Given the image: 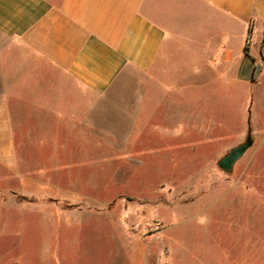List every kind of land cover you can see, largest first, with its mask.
Returning <instances> with one entry per match:
<instances>
[{"label":"rangeland","instance_id":"rangeland-1","mask_svg":"<svg viewBox=\"0 0 264 264\" xmlns=\"http://www.w3.org/2000/svg\"><path fill=\"white\" fill-rule=\"evenodd\" d=\"M259 58L249 81L189 94L182 107L147 85L156 112L138 125L115 107L93 131L73 125L80 135L60 143L18 140L14 172L0 177L3 258L59 247L64 264L72 254L81 264H125L127 250L139 261L150 249L183 245L207 264H225L229 253L221 257L219 247L247 237L264 243V51ZM114 99L132 106L134 92ZM248 139L231 170L221 169ZM39 145L46 155L35 165ZM54 147L59 156L49 155Z\"/></svg>","mask_w":264,"mask_h":264},{"label":"crops","instance_id":"crops-1","mask_svg":"<svg viewBox=\"0 0 264 264\" xmlns=\"http://www.w3.org/2000/svg\"><path fill=\"white\" fill-rule=\"evenodd\" d=\"M263 36L264 0H0V177L14 172L18 140L60 143L80 135L73 125L93 131L95 118L115 107L135 125L151 118L149 84L182 107L189 94L249 81ZM126 89L132 106L114 99ZM34 153L36 165L46 152L39 145ZM241 240L217 249L229 253L224 263L264 264V243ZM59 252L3 258L0 249V264H64ZM126 252L125 264H207L183 245L150 249L139 261Z\"/></svg>","mask_w":264,"mask_h":264},{"label":"water","instance_id":"water-1","mask_svg":"<svg viewBox=\"0 0 264 264\" xmlns=\"http://www.w3.org/2000/svg\"><path fill=\"white\" fill-rule=\"evenodd\" d=\"M262 45L264 46V36L262 38ZM251 146V140H247L244 145H241L237 148H234L230 151L229 154H227L220 162L219 167L223 169L226 172H229L231 170V167L233 163L238 160L245 150Z\"/></svg>","mask_w":264,"mask_h":264}]
</instances>
